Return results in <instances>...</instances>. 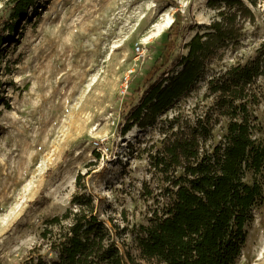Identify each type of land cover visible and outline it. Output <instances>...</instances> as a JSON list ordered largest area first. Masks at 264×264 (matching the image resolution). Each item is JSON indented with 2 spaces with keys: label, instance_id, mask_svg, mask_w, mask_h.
Returning a JSON list of instances; mask_svg holds the SVG:
<instances>
[{
  "label": "rangeland",
  "instance_id": "1",
  "mask_svg": "<svg viewBox=\"0 0 264 264\" xmlns=\"http://www.w3.org/2000/svg\"><path fill=\"white\" fill-rule=\"evenodd\" d=\"M10 6L0 0V264H20L38 245L43 220L68 206L78 173L123 230L122 251L137 255L130 230L152 208L142 194L145 183L154 186L145 149L159 135L154 126L121 130L149 78L169 71L214 11L207 0H35L14 20ZM256 15L261 22V9ZM172 24L180 29L170 59L163 55L153 75ZM247 39L238 55L253 53L258 41ZM256 114L264 141V101ZM223 131L214 130V142ZM257 178L264 190V169ZM234 264H264V201Z\"/></svg>",
  "mask_w": 264,
  "mask_h": 264
},
{
  "label": "trees",
  "instance_id": "2",
  "mask_svg": "<svg viewBox=\"0 0 264 264\" xmlns=\"http://www.w3.org/2000/svg\"><path fill=\"white\" fill-rule=\"evenodd\" d=\"M5 1L14 20L35 9V0ZM262 3L207 0L212 20L185 42L169 71L149 78L127 113L122 134L136 125L157 127L159 135L145 149L154 186L145 183L142 194L153 200L152 208L146 223L130 230L138 254L122 251L123 230L78 173L68 206L43 220L38 245L20 264L235 263L253 211L264 201L257 178L264 169V141L256 114L264 101V17L260 22L256 15L264 13ZM174 24L153 75L163 68L157 64L163 55L170 59L168 45L180 29L173 30ZM248 37L258 44L252 54L238 55ZM197 89H203L201 97L188 104ZM221 124L224 131L214 142Z\"/></svg>",
  "mask_w": 264,
  "mask_h": 264
},
{
  "label": "built area",
  "instance_id": "3",
  "mask_svg": "<svg viewBox=\"0 0 264 264\" xmlns=\"http://www.w3.org/2000/svg\"><path fill=\"white\" fill-rule=\"evenodd\" d=\"M136 49L137 50H139L140 49V46L139 45H137L136 46ZM132 73V69H129V70H127L126 71V73L124 74V77H123V87H124V89H126V87H127V82H128V79H129V75ZM125 91V90H124ZM123 91V92H124Z\"/></svg>",
  "mask_w": 264,
  "mask_h": 264
},
{
  "label": "bare ground",
  "instance_id": "4",
  "mask_svg": "<svg viewBox=\"0 0 264 264\" xmlns=\"http://www.w3.org/2000/svg\"><path fill=\"white\" fill-rule=\"evenodd\" d=\"M170 21H171L170 19L167 20V22L165 23L164 27H167L170 24ZM161 30H162L161 28H158L157 31L155 32V34L161 32Z\"/></svg>",
  "mask_w": 264,
  "mask_h": 264
}]
</instances>
